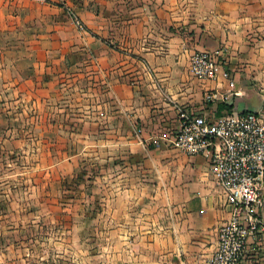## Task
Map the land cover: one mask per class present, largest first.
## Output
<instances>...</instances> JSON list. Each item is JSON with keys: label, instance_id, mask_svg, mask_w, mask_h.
I'll return each instance as SVG.
<instances>
[{"label": "crops", "instance_id": "obj_1", "mask_svg": "<svg viewBox=\"0 0 264 264\" xmlns=\"http://www.w3.org/2000/svg\"><path fill=\"white\" fill-rule=\"evenodd\" d=\"M64 1H42V18L34 5L28 9L45 20L35 27L46 38L33 48L47 57L56 49L66 51L69 34L79 51L57 54L58 65L42 66L39 57H30L37 77L26 78L27 91L34 94H14L12 104L21 100L15 106L29 103L47 117L27 128L40 130L39 146L70 145L79 149L68 157L89 155L110 217L117 218L111 224L116 233L107 234L106 243L129 246L122 250L127 264H210L220 227L231 215L225 190L215 183L206 156L154 147L148 137L176 126V104L222 114V102L206 101L204 93L228 91L225 67L238 92L228 103L264 109V0H66L86 23L85 32L67 21ZM219 46L225 47L226 60L218 76L192 74L193 51ZM55 114L58 121L50 127ZM2 141L13 145L21 139ZM241 264H264V244L250 239Z\"/></svg>", "mask_w": 264, "mask_h": 264}, {"label": "rangeland", "instance_id": "obj_2", "mask_svg": "<svg viewBox=\"0 0 264 264\" xmlns=\"http://www.w3.org/2000/svg\"><path fill=\"white\" fill-rule=\"evenodd\" d=\"M42 1L0 0V264H127L122 250L129 246L120 241L106 243L105 236L116 233L111 224L117 223V218L110 217L108 196L93 178L96 166L89 155L68 157L79 149L70 145L39 146L35 136L40 130L27 128L44 123L47 117L39 109H30L29 103L28 107L15 106L21 100L12 104L17 99L14 94H34V90L27 91L26 78L37 77L31 73L35 64L30 57H39L42 66L58 65L56 60L62 57L57 54L79 51L73 49L77 42L69 43V34L66 51L56 49L47 57V52L34 50V42L46 38L35 26L45 20H36L28 9L34 5L42 18ZM63 4L67 21L81 31L88 30L72 4L66 0ZM79 19L84 28L77 23ZM58 118L51 115L50 127ZM5 138L21 142L12 145L2 141Z\"/></svg>", "mask_w": 264, "mask_h": 264}, {"label": "built area", "instance_id": "obj_3", "mask_svg": "<svg viewBox=\"0 0 264 264\" xmlns=\"http://www.w3.org/2000/svg\"><path fill=\"white\" fill-rule=\"evenodd\" d=\"M77 23L84 28L80 19ZM225 56L223 46L197 49L190 56V71L200 79H215ZM223 74L228 91L208 88L206 101L228 103L231 94H238L231 71L225 67ZM176 110V126L149 135L148 143L207 157L209 171L232 207L230 218L220 227L217 248L209 262L241 264L250 239L264 244V109L232 107L216 116L195 113L179 104Z\"/></svg>", "mask_w": 264, "mask_h": 264}, {"label": "trees", "instance_id": "obj_4", "mask_svg": "<svg viewBox=\"0 0 264 264\" xmlns=\"http://www.w3.org/2000/svg\"><path fill=\"white\" fill-rule=\"evenodd\" d=\"M231 108H232V104L222 102V103L219 104V106H218V112H221V111H223L224 109H225V110H230Z\"/></svg>", "mask_w": 264, "mask_h": 264}]
</instances>
